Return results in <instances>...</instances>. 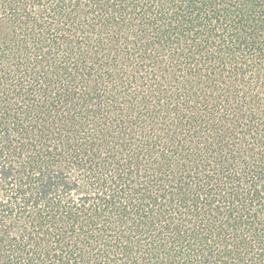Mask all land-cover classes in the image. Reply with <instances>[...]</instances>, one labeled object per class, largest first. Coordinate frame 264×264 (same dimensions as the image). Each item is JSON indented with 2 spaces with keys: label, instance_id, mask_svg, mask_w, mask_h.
<instances>
[{
  "label": "trees",
  "instance_id": "16d2710c",
  "mask_svg": "<svg viewBox=\"0 0 264 264\" xmlns=\"http://www.w3.org/2000/svg\"><path fill=\"white\" fill-rule=\"evenodd\" d=\"M0 264H264V0H0Z\"/></svg>",
  "mask_w": 264,
  "mask_h": 264
}]
</instances>
